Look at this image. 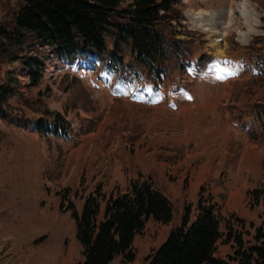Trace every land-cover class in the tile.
<instances>
[{"label":"rangeland","instance_id":"rangeland-1","mask_svg":"<svg viewBox=\"0 0 264 264\" xmlns=\"http://www.w3.org/2000/svg\"><path fill=\"white\" fill-rule=\"evenodd\" d=\"M22 2L0 0V25L10 24ZM176 8L180 20L163 29L180 47L169 48L162 79L150 76L153 82L142 85L143 67L128 46L122 61L138 75L132 84L120 81L115 56L110 69L79 60L95 66L96 79L102 75L98 91L47 43L6 45L0 255L17 262L0 258V264H81L67 208L79 213L99 189L102 211L108 195L138 176L149 177L169 199L172 218L166 224L148 219L132 241L134 259L117 254L108 264H146L187 210L194 220L199 200L219 215L215 256L237 257L235 251L241 255L252 244L264 216V0H180ZM106 40L111 49V34ZM30 58L42 61L38 67L31 61L39 72L35 84L22 63ZM39 119H61L70 138L38 132Z\"/></svg>","mask_w":264,"mask_h":264},{"label":"trees","instance_id":"trees-1","mask_svg":"<svg viewBox=\"0 0 264 264\" xmlns=\"http://www.w3.org/2000/svg\"><path fill=\"white\" fill-rule=\"evenodd\" d=\"M180 0H23L11 15L8 25H0V63L7 58L6 45L19 50L25 45L45 42L60 59L74 60L86 54L116 57V67L124 69L123 49L128 46L134 62L144 67L148 76L161 78L170 47L178 49L180 40L170 39L163 24L179 21ZM124 4V5H123ZM167 23V24H168ZM111 34V49L107 48ZM166 34V35H165ZM14 60L13 56L11 57ZM37 58L22 62L31 68L30 82L39 79ZM9 82L0 83V103L5 101ZM54 135L64 128L61 119L40 122ZM99 189L88 195L78 213L72 209L75 237L82 246L81 264H108L117 254L130 261L135 257L134 236L141 233L149 218L162 224L170 222L169 199L152 180L138 176L124 191L107 196L100 211ZM69 208V207H68ZM197 213L189 221L188 210L181 223L172 228L165 240L146 257V264H264V216L252 234V244L237 257L215 256L221 238L220 219L215 205L199 200ZM230 234L225 241H229ZM236 242L242 247L241 237ZM240 248V247H239ZM5 254V253H4ZM0 255L6 263L17 258ZM9 256V257H7Z\"/></svg>","mask_w":264,"mask_h":264},{"label":"crops","instance_id":"crops-1","mask_svg":"<svg viewBox=\"0 0 264 264\" xmlns=\"http://www.w3.org/2000/svg\"><path fill=\"white\" fill-rule=\"evenodd\" d=\"M217 256H218V257H221V255H220V254H218Z\"/></svg>","mask_w":264,"mask_h":264}]
</instances>
